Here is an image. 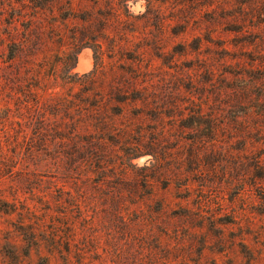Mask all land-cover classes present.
Listing matches in <instances>:
<instances>
[{
  "label": "rangeland",
  "instance_id": "1",
  "mask_svg": "<svg viewBox=\"0 0 264 264\" xmlns=\"http://www.w3.org/2000/svg\"><path fill=\"white\" fill-rule=\"evenodd\" d=\"M11 42L58 126L113 106L104 173L32 174ZM0 60V264H264V0H0Z\"/></svg>",
  "mask_w": 264,
  "mask_h": 264
},
{
  "label": "trees",
  "instance_id": "2",
  "mask_svg": "<svg viewBox=\"0 0 264 264\" xmlns=\"http://www.w3.org/2000/svg\"><path fill=\"white\" fill-rule=\"evenodd\" d=\"M22 43L8 44L9 50L4 60L8 63L6 67L8 72L2 76V81L6 88L8 87L5 90V97L9 100L4 102L3 110L6 123L16 122L20 125L18 131L27 139L25 153L27 152L29 161L34 164L36 161L41 163V169L39 171L38 168L34 169L32 174L39 172L45 176L49 174L57 177L60 169L62 177H79L78 179L84 177L86 180H91L94 172L104 173L107 167V150H105L107 141L122 135V129L108 124L110 119L108 111L113 106H107L106 103L101 102V99L91 103L90 106L86 104L78 106V117L74 118L67 113L65 114L67 120L63 118L64 124L58 126V95L47 93L46 89L40 93L39 89L44 83L41 72L33 73V63L30 60L20 71L13 67L17 53L23 50ZM99 68L97 66L85 74L87 77L95 78V84L98 82L96 76L101 70ZM111 91L114 93V96L109 95L112 99L124 101L128 97L129 90L121 85H113ZM103 93L104 89L100 87L94 90L93 95L95 94V98L103 97ZM34 95L36 98H33ZM16 117H20V120L13 119ZM78 155L81 159L80 166H78ZM100 182L101 180L98 183Z\"/></svg>",
  "mask_w": 264,
  "mask_h": 264
}]
</instances>
